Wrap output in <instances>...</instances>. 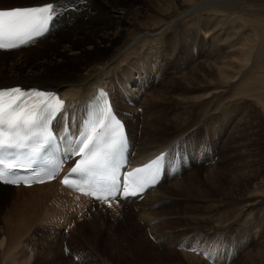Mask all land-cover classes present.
<instances>
[{
  "label": "rangeland",
  "instance_id": "rangeland-1",
  "mask_svg": "<svg viewBox=\"0 0 264 264\" xmlns=\"http://www.w3.org/2000/svg\"><path fill=\"white\" fill-rule=\"evenodd\" d=\"M124 1L122 6L130 3ZM197 1L190 0L189 3ZM219 1L223 2L219 5L224 10L218 12L203 9L180 15V9L172 6V9L164 7V12L155 14L151 9L142 8L141 18L137 19L140 25L128 24L131 28L123 33L121 42L127 53L131 49L127 44L134 37L135 29L141 25H154L152 31L135 40L138 55L143 53L144 56H151L152 60L145 64L142 72L132 71L135 56L129 52L126 55L123 51L127 64L121 63L114 67L112 73L104 75L107 82L114 77L118 83L124 84L127 82L123 80L124 75L131 72V79L124 85L126 90H131L133 86H145L144 72L148 71L151 73L148 75V86H153L152 91L155 88L169 89V96L160 100L153 109L159 118V132L166 139H173L184 132L176 136L175 151L168 154L169 160L176 158L178 162L183 146L192 152L193 158L191 168L187 166L181 175H176L178 181L192 184V189L172 196L164 204L168 225L158 240L162 243L166 239L169 244L143 248L144 244L138 242V237L153 244L157 240L153 239V235L146 238V227L135 224L134 214L137 211L130 204L124 205L123 217L115 218L110 213L104 216L101 211L94 215L87 208L85 216L72 218L65 226L61 221L54 227L50 224L35 227L36 223L31 226L26 222L23 227L19 224L25 218L22 208L13 207V204L4 207V202H1L0 240L2 238L4 243L1 254L9 250L7 260L16 256L26 258L30 254L28 264H264V0ZM1 3L7 4V0H0ZM84 5L87 8L86 3ZM69 9L73 12L74 8ZM87 9L93 17V10ZM110 16L102 9L92 21L91 17L89 20L83 17L82 23L88 21L96 25L94 32L102 34L108 26L101 24L109 23ZM73 22H69V26ZM184 27L186 29L179 31ZM179 32L186 35L184 47L176 51L168 44L165 48L164 38L170 33L175 34L174 43L179 45ZM189 38L193 39L192 43ZM150 40L160 45L154 44L153 50L148 51ZM24 48H27L25 52H32L27 53L28 57L42 55L38 45L30 44ZM246 48L255 54H262L251 60L252 57H246ZM219 49L226 57L224 61H231L235 68L231 75L234 77L231 82L235 83L220 98L217 97L219 100L213 96L205 97L210 92L205 87L211 84L209 87L213 89L218 85L216 88L220 90L223 86L221 79H212L205 87L185 90L187 80L183 74L199 65L197 60L202 54ZM46 53L50 56L52 52ZM11 57L7 54L5 58L9 60ZM71 69L70 64H65L53 71L63 74ZM43 72L47 73L46 70ZM126 94L137 95L143 100L141 92H123L124 96ZM186 98L188 100H184ZM67 110L70 112V109ZM137 110L142 111L140 108ZM142 127L140 123L138 133ZM137 144L135 142L133 148ZM166 186H171L170 180L160 189L164 190ZM7 195L11 199L9 193ZM40 220L50 221L49 217ZM57 231L60 234L57 235ZM5 262L0 264H13L12 261Z\"/></svg>",
  "mask_w": 264,
  "mask_h": 264
},
{
  "label": "bare ground",
  "instance_id": "bare-ground-1",
  "mask_svg": "<svg viewBox=\"0 0 264 264\" xmlns=\"http://www.w3.org/2000/svg\"><path fill=\"white\" fill-rule=\"evenodd\" d=\"M128 1L130 3L126 6L121 5L125 2L124 0H7V4L1 3L2 5L0 4V10L26 8L33 7L34 5L49 3H52L54 6L59 5V7L56 9V14L50 19L51 22L49 24L48 31L41 37L36 38L28 43H33V46L38 45L42 55H32L28 57L27 53L32 52L31 50L30 52H25L28 47L23 48L22 45L17 49L4 51L0 50V88H32L40 89L45 92L57 93L63 100L64 107L60 112H58V115L52 122V126L61 131L63 130V127H66L69 129V132L72 135L78 133L80 130L79 127L81 119L83 118L86 102L92 98L94 90L97 88V86L104 87L107 90L111 100L113 97V111L116 112L117 116L122 122L124 121L123 125L126 128L127 141L129 142L128 158L130 165L140 164L145 162L147 159H150L153 156L161 153L165 156L162 178L158 184L155 187L148 188L144 195L136 196L132 200H126V203L130 202L132 208L137 211L136 214H134L136 218L135 224L146 227L147 231L144 232L145 237L147 238V236L153 235V239L157 240V242L153 244L145 240L142 241L138 237V242H142L144 244L143 248L147 249V246H163L165 245L163 243L167 242L165 241L166 239L163 240L162 243L159 241L164 234L165 226L168 225V221L165 219L167 215V208L164 207L167 203L166 200L187 189H192V184H184L177 179L178 175H181L186 168H191L193 165L192 152H188L186 146H183V153H181L182 155H180L178 160V162H180L179 164H177L178 162L176 159V165L173 159H168V154L174 151V146L172 145L176 136L179 137V135H182L184 132L177 134L173 139H166L162 136L161 131L159 132V118L158 115H155L153 109L155 108L156 104L160 102V100L162 101L163 98L169 96V94H167L169 89L165 88L160 90L159 88H155L152 91L153 86H148V75L151 73L148 71L144 72L145 81L147 82L143 88H139V86H133L130 87L131 90H126L127 87L124 86L128 83V80L131 79V72H127V74L124 75L123 80H127V82H124V84L118 83V79L114 77H111V80H109L111 82H107L108 79L106 80L104 75L107 72H111L114 67L120 65L121 63L127 64L126 58L124 56H126L128 52V54L131 56H135V62L131 67L132 71L142 72V68L145 67V64L152 60L151 56H144L143 53V56L138 55V49L135 45V40L142 37L144 33L154 29V25L139 26L140 24L137 23V19L141 18L143 13L142 8L151 9L155 14H160L161 12L165 11H163L164 7L172 9L171 7L175 6L177 9H180V15L187 14L188 12L201 11L203 9H210L214 12H218L224 10V8L220 7L219 4H222L223 2L219 0H198L195 4H190V0ZM84 3H86L87 8H91L93 10V17H91L92 15L89 14L92 12H90L85 7ZM71 7L74 8L73 12L69 11V8ZM230 7L232 6L230 5ZM102 9L106 10V14H111L112 17L110 16L109 23L101 24L102 26L108 27L103 31L102 34H98L96 31L94 32L96 25H91L88 23V21L82 23V20L85 19L83 17H86L87 20H89L91 17L92 19H90V21H92L95 16L100 15ZM132 17L134 20H132ZM72 21H74L73 24L69 26L68 23ZM74 23L77 25H74ZM130 23H137L139 24V27L135 29V32L132 35L134 37H132L129 41L132 43L128 42L127 44L129 47H131V49L129 48L130 50L126 53L124 51L126 48L123 49L121 37L123 33L128 30V28H131L129 27V25L132 26ZM184 29H186V27L180 28L179 31ZM54 32L56 33L52 36ZM174 35L175 34L170 33L165 36L164 47L167 48L169 44L172 46L171 49L180 51L181 48L184 47L183 43L185 42L186 35L184 33H180L179 41H176L179 43V45L174 43ZM150 41L149 43L151 44L148 45L150 46L148 51L153 50V46H155L154 44L160 45V43L153 42V40ZM189 42L192 43L193 39L191 41V38H189ZM249 43H251V41ZM246 44L242 45L241 51L244 50ZM132 46L134 47L132 48ZM232 47L233 46H230V48ZM154 50L157 51L156 49ZM46 51L49 53L52 52L50 56L46 55ZM123 51L126 53L124 56ZM205 53L206 55L202 54L198 58L197 61L199 62V65L190 68L187 70L188 72L183 74L184 78L187 80V86L185 87V90L196 89L197 87L199 88L201 86L205 87V84H209L212 79H221L223 82L220 83H222L223 86L220 90L219 88H216L218 85L213 89L209 87L211 84L205 87L210 89V92L205 95V97L213 96V98L215 97L218 99L220 98L221 94L223 95L225 92H227L228 88L233 83H235L231 82L234 81V77L231 75L232 72L235 71V68L230 63L231 61H224L226 57L221 54V49L215 50L212 53L211 50L210 52ZM7 54L12 55L13 57L7 60L8 58H5ZM261 54L262 53L255 54L248 49V54H246V57H252L251 60H255L258 56H261ZM39 60H43V62H39ZM65 64H70L72 69L63 74L53 71L62 68V66ZM253 67H255V65H253ZM44 70H46L47 73H44ZM50 71H53V73L49 74L48 72ZM234 76L237 75L235 74ZM112 83H117V85L113 86ZM114 87L115 89H113ZM118 87L119 90H117ZM126 91H134L136 93L141 92L140 96L143 97V100L139 99L137 95L135 97L130 94L128 96L127 94L124 96L123 92ZM146 95L147 97H145ZM184 100H188V98ZM128 101H131V105H128ZM141 103L143 104L141 105ZM67 108L70 109L69 114L66 113ZM138 108L142 109V111L137 110ZM139 116H141L140 119ZM141 120L143 121L141 122ZM140 123L143 127L141 130H139L140 133H138V125ZM135 142H138V144L137 147L133 149L132 147ZM185 152L187 154H185ZM167 180H170L171 186H166L164 190H161L160 188L165 186V182ZM8 193L11 199H9L7 195ZM1 202H4V207L8 206L9 204H13V207L22 208L21 212L25 218H23L22 222L19 224L23 225V227L26 223L31 226L36 223L35 227L40 224H50L52 227H54L56 225L58 226V224H61L62 222L65 226L71 221L72 218L78 217L79 215L85 216V214L88 213L87 208L92 210L94 205L97 204L99 207L104 206L103 203L93 204L94 202H91L88 198L77 196L72 190H67L65 187H63L62 184L59 183L58 179H54L48 183H42L28 187L0 185V203ZM108 204L111 206V212L109 213L114 215L115 218L120 215L121 217L124 216L125 211L122 207V205L125 204L124 202H119L116 200L115 202ZM101 212L107 213L106 211L104 212L103 209H101ZM46 217H49L50 221L41 222L40 219ZM82 217L79 216V218ZM10 220H12V217L9 219V221ZM7 225L9 224H6V226ZM54 231L56 230L54 229ZM56 234H60L59 231H57ZM3 244V239L1 238L0 263H4V261H12L13 264L30 263V254H28L26 258H19L16 256L7 260L6 258L10 251L8 250L4 252V254L2 253V255L1 249ZM166 244L168 245L169 243Z\"/></svg>",
  "mask_w": 264,
  "mask_h": 264
},
{
  "label": "snow or ice",
  "instance_id": "snow-or-ice-1",
  "mask_svg": "<svg viewBox=\"0 0 264 264\" xmlns=\"http://www.w3.org/2000/svg\"><path fill=\"white\" fill-rule=\"evenodd\" d=\"M58 7L49 3L39 8L0 10V48L17 47L16 40L25 43L24 37L30 38L32 32L42 28L56 14ZM5 38L7 43L4 42ZM63 107V102L53 93L20 87L0 88V183L30 185L33 182L20 179L19 171L14 169L54 178L59 168L52 159L53 153L59 149L56 141L59 139L64 142L67 137L54 135L50 122ZM92 139L91 136H86L84 140L74 138L66 145L70 151L61 157V164L73 156L84 158L76 162L62 182L66 186L78 188L81 183L96 176L97 170L106 169L111 162L113 179L102 186L105 194L96 198L107 199L109 195L115 198V194H125L124 185L114 180V170L118 164L113 154L109 152L101 157L99 152L93 150ZM21 160H26L27 165L19 163ZM35 182L42 183L44 180ZM208 255L211 257L210 252Z\"/></svg>",
  "mask_w": 264,
  "mask_h": 264
}]
</instances>
